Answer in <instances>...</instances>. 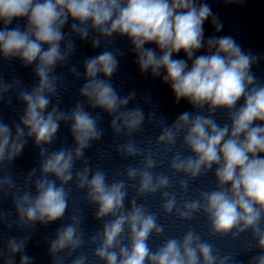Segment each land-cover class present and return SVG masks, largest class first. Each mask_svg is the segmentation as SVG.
I'll use <instances>...</instances> for the list:
<instances>
[{
	"label": "clouds",
	"instance_id": "1",
	"mask_svg": "<svg viewBox=\"0 0 264 264\" xmlns=\"http://www.w3.org/2000/svg\"><path fill=\"white\" fill-rule=\"evenodd\" d=\"M209 18L215 31H221L223 23L202 0H0V60L35 65L37 80L28 91L19 78L6 82L0 77V101L14 93L25 106L14 130L0 118V172L11 166L29 138L41 157L40 175L33 168L22 187L10 173L0 175V199L11 196L16 212L12 220L11 212L0 209V224L28 230L37 223L61 220L74 185L103 222L86 239L81 227L84 214L73 207L71 222L50 240L53 264H65L69 257V264H92L82 251L86 243L95 261L105 264H244L236 254H221L211 239L236 241L246 234L245 251L258 250L247 264H264V82L251 71L261 57L246 52L230 35L205 41L203 26ZM69 20L71 33L81 39L95 33L93 48L100 47L101 38L107 49L115 37H126L139 71L162 77L175 101L186 100L195 112L185 111L169 125L153 111L147 119L159 134L154 143L138 140L146 114L139 106L126 107L135 92L121 97L111 82L118 56L123 55L116 48L83 61L82 100L68 111L59 108V101L46 111L51 97L58 98L64 87L55 69L67 63L75 48L63 31ZM149 44L155 49L146 47ZM201 49L206 54L197 55ZM180 52L186 59L174 58ZM71 72L80 78L76 68ZM87 108L100 111L93 115ZM217 112L224 113L226 122H218ZM102 113L111 116L116 155L135 161L114 171L111 179L108 171L91 166L85 158V151L105 134L99 127ZM61 122L69 126L73 145L49 151L46 146L55 142ZM77 161L83 162L80 168ZM165 164L167 170L157 171ZM209 173L214 187L186 198L190 183ZM157 193L165 217L174 215L182 222H191L198 214L204 217L208 239L189 227L182 236L168 237L153 249L149 240L161 237L165 225L159 223V213L140 201ZM29 239L30 232L7 240L5 264H15L12 257L17 253L20 264H32L24 254Z\"/></svg>",
	"mask_w": 264,
	"mask_h": 264
}]
</instances>
